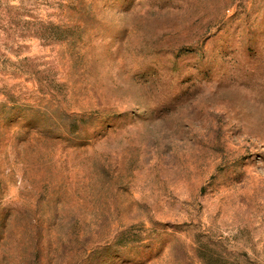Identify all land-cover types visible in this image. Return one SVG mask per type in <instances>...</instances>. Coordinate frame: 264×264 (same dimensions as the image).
I'll return each mask as SVG.
<instances>
[{
  "label": "rangeland",
  "instance_id": "374dc122",
  "mask_svg": "<svg viewBox=\"0 0 264 264\" xmlns=\"http://www.w3.org/2000/svg\"><path fill=\"white\" fill-rule=\"evenodd\" d=\"M0 264H264V0H0Z\"/></svg>",
  "mask_w": 264,
  "mask_h": 264
}]
</instances>
